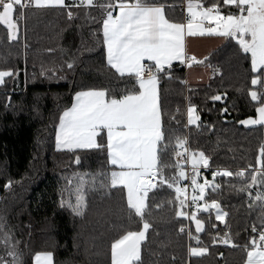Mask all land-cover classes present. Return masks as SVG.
<instances>
[{
  "label": "snow or ice",
  "instance_id": "snow-or-ice-1",
  "mask_svg": "<svg viewBox=\"0 0 264 264\" xmlns=\"http://www.w3.org/2000/svg\"><path fill=\"white\" fill-rule=\"evenodd\" d=\"M50 10L60 11L69 23L83 20L91 25L90 34L102 41L106 66L123 82L118 88L73 89L71 104L58 114L52 133L54 151L68 154L77 166L82 163V152L106 153L110 168L98 174L103 177L100 187L109 195L113 190L121 194L127 221V226H117L119 234L110 243L111 264H145L143 249L148 248L146 241L154 228L150 217L153 208L161 206L162 201L157 200L161 194H166V202L174 206L178 234L195 241V245H186L184 257L178 260L173 254L168 264H180L181 260L183 264H197L193 258H206L209 245L239 247L225 223L230 213L218 198L225 186L241 195L249 209H259L245 229L249 238L243 247L245 264H264V138L254 160L242 155V163L236 164L233 157L236 166L222 165L204 150L190 147L191 126L198 135H216L217 146L221 140L216 121H204L201 109L192 102L195 90H189L186 122H182L165 106L160 89L165 78L189 85L187 79L174 77L177 63L188 69L211 67L213 75H220L221 68L211 66L207 56L189 54V37L233 41L237 55L250 56L246 94L255 107L254 117L239 118L234 123L264 128V0H0V25L6 29L7 40L19 43L21 28L27 31L30 13ZM24 58L26 65V53ZM76 66V56L70 55L59 68L42 65L39 76L67 81L69 75H75ZM24 71L26 74L27 69ZM20 72L15 66L0 69V86L7 89L5 108L11 100L9 82L14 87ZM205 99L212 107L205 103L203 110L218 111L223 123H229L226 93L217 89L206 93ZM217 102L219 109H215ZM182 123L188 134H179L176 126ZM40 159L39 153L33 157L36 162ZM12 183L9 179L4 188L11 189ZM68 207L76 216H85L87 205L81 186L76 189L75 203H68ZM213 216L228 229L223 235ZM190 225L195 226V235ZM0 231L4 232L0 264H27L24 242L2 224ZM201 233L210 237L207 243ZM34 264H54L52 253L37 252Z\"/></svg>",
  "mask_w": 264,
  "mask_h": 264
},
{
  "label": "trees",
  "instance_id": "trees-1",
  "mask_svg": "<svg viewBox=\"0 0 264 264\" xmlns=\"http://www.w3.org/2000/svg\"><path fill=\"white\" fill-rule=\"evenodd\" d=\"M90 27L83 20L69 23L58 10L33 12L29 15L26 33L21 28L19 43H11L6 29L0 25V69L9 66L21 69L16 85L13 87L9 82L12 90L7 108L3 106L7 89L0 86V224L24 242L27 264H34L37 252H51L54 264H111L110 243L119 234L117 226H127L123 215L126 202L121 194L113 190L109 195L107 189L100 187L103 177L98 174L110 168L106 153L82 152V163L77 166L71 163L68 154L54 151L53 125L58 114L70 106L73 89L118 88L123 83L106 66L102 41L90 34ZM236 53L235 43L226 39L222 46L207 55L211 66L221 68L220 75H213L212 68L208 67L207 85L185 87L177 79L160 81L165 106L177 113L182 122H186L189 90H195L192 102L201 109L204 121H216V132L221 140L217 146L216 135H198L195 126H191L190 147L204 150L222 165L232 166H236L233 157L236 164L243 162L242 155L254 160L264 138V128H244L234 123L239 118L255 116V107L246 94L250 87V56ZM70 55L76 56L74 76L69 75L67 81L40 78L42 65L59 68ZM173 75L185 78L186 67L175 64ZM217 89L227 96L230 108L227 124L220 119L218 111L203 110L205 103L212 107L205 94ZM220 107L217 102L215 109ZM176 127L180 135L189 133L183 123ZM37 153L41 157L38 162L33 160ZM9 179L13 181L12 187L6 190L4 184ZM78 186L82 187L87 205L83 217L76 216L68 207V203H75ZM218 198L230 213L225 223L234 242L240 246L209 245L210 253L206 258L193 259L197 264H244L247 255L243 246L249 238L245 229L255 220L259 209H249L241 195L227 186ZM167 199L166 194L158 196L161 206L152 210L150 219L154 228L146 241L148 248L143 249L145 264H168L173 254L179 260L186 255L188 243L195 245V241L189 242L178 234V218ZM212 219L214 221V216ZM214 222L221 235L228 230L225 224ZM190 227L195 235V226ZM3 235L0 231V250ZM200 235L205 243L210 240L208 235Z\"/></svg>",
  "mask_w": 264,
  "mask_h": 264
},
{
  "label": "crops",
  "instance_id": "crops-1",
  "mask_svg": "<svg viewBox=\"0 0 264 264\" xmlns=\"http://www.w3.org/2000/svg\"><path fill=\"white\" fill-rule=\"evenodd\" d=\"M225 41L226 39L217 37H189L187 40V50L190 55H196L198 58H203L218 47L222 46ZM185 79L189 81L188 86L207 85L210 80V69L205 68L204 66H194L192 69L186 68Z\"/></svg>",
  "mask_w": 264,
  "mask_h": 264
},
{
  "label": "water",
  "instance_id": "water-1",
  "mask_svg": "<svg viewBox=\"0 0 264 264\" xmlns=\"http://www.w3.org/2000/svg\"><path fill=\"white\" fill-rule=\"evenodd\" d=\"M2 26V25H1ZM4 28V26H2ZM12 43V42H11Z\"/></svg>",
  "mask_w": 264,
  "mask_h": 264
},
{
  "label": "built area",
  "instance_id": "built-area-1",
  "mask_svg": "<svg viewBox=\"0 0 264 264\" xmlns=\"http://www.w3.org/2000/svg\"><path fill=\"white\" fill-rule=\"evenodd\" d=\"M190 191V190H189Z\"/></svg>",
  "mask_w": 264,
  "mask_h": 264
}]
</instances>
